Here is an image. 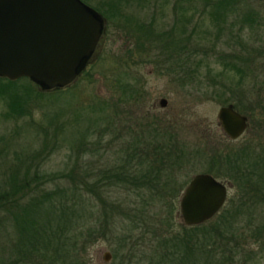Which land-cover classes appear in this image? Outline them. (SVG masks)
Instances as JSON below:
<instances>
[{
  "label": "trees",
  "instance_id": "16d2710c",
  "mask_svg": "<svg viewBox=\"0 0 264 264\" xmlns=\"http://www.w3.org/2000/svg\"><path fill=\"white\" fill-rule=\"evenodd\" d=\"M82 1L99 12L103 31L97 48L78 77L86 73V65L100 50L107 27L115 17L120 26L128 23L133 28L137 47L142 45L144 38L164 51L175 52L181 47L189 51L191 47L190 53L196 54L202 48L196 40L190 41L192 35L197 34L199 27H203V36L210 33L209 26L196 22L188 37H183L182 33L188 29L183 20L191 22L197 11L192 0L173 1L175 19L172 29L164 33H155L151 22L145 24L124 13L122 6L129 4V0H97L93 5L90 0ZM136 1L143 6L157 2ZM202 1L203 12H208L212 26L220 35L227 29V34L242 41L245 22L249 26L259 22L253 18L257 14L255 10L243 7L247 0ZM191 8L192 13L186 16ZM229 18L232 22L226 26ZM235 23L239 26L233 33ZM175 30L179 32L177 36ZM232 55L230 62L224 61L223 54H218L217 58L226 70L239 76L238 98L224 97L221 102L252 118V112L247 115L248 111L238 101H244L247 94L242 89L243 71L237 61L242 57ZM78 77L64 87L44 89L38 88V84L27 77L10 80L0 76V98H4L9 108L5 114L10 112L11 116H17L14 119H21L32 118L33 111L42 112L41 120L36 122L33 132L28 133L30 138L40 137L39 146L5 157L6 165L0 168V264H91L87 249L99 236L107 235L116 236L119 239L117 249L122 247L123 250V241L128 245L126 240L137 230L138 221L140 224L143 220L146 205L157 204L150 199L153 197L163 203L164 209L159 212L154 208L151 216L157 217L152 218L169 228L160 230L158 236L161 239L157 242L160 245L152 250L148 264H237L236 256L244 248L245 238L264 239V153L249 147L248 141L236 152L226 147H212L205 156L200 151L204 148L196 146L193 149L190 146L193 144L179 136L175 122L169 127L154 117L147 123L128 125L112 101L124 104L135 96L137 91L129 89V83L117 80L114 84L118 99L96 95L84 103L76 96L80 86ZM260 103L264 104V101ZM62 143L78 152H87L89 147L92 152L102 144H106L104 149L108 150L113 146L114 159L95 170L81 164L83 156L80 155L73 165L64 169L44 170L42 163ZM1 148L2 152L8 151L6 144ZM197 158L207 160L206 173L218 179L224 176L233 185L232 193L210 220L193 226L184 223L172 226L175 201L187 184L185 169ZM113 188H122L127 195L124 198L114 196ZM129 192L137 195L145 192V196L138 201L131 200ZM257 209L261 215L258 220L253 217ZM118 217L128 220L129 228H123L117 234L110 229V224ZM240 229L246 233H240ZM141 233L156 235L154 229H145ZM128 246V252L122 254L119 264H133L130 261L134 257L133 245ZM118 258V251H114L112 263Z\"/></svg>",
  "mask_w": 264,
  "mask_h": 264
},
{
  "label": "rangeland",
  "instance_id": "374dc122",
  "mask_svg": "<svg viewBox=\"0 0 264 264\" xmlns=\"http://www.w3.org/2000/svg\"><path fill=\"white\" fill-rule=\"evenodd\" d=\"M156 1V3L151 1L148 5L143 6L140 5V2L136 3V0H129V4H124L122 9L132 19L145 24L151 22L155 33L168 32L172 29L175 19L173 12L174 0ZM96 2L97 0H90L92 5ZM191 2L197 11L191 22L188 23L187 20H183L187 23L188 29L182 35L188 37L191 27L196 22H203L207 27L209 26V34L203 36V27H199L196 29L197 34L192 35L190 39L192 42L196 40L202 50H199L196 54L194 52L190 53L191 47H189V51L183 47L181 49L177 48L175 52L173 50L164 51L160 49V46L154 47L144 38L141 40L142 45L137 47L135 37L132 34L133 28L128 23L120 26L117 23V17L113 20L111 17L110 20L112 21L107 27V33L100 50L89 60L86 65V73L77 76L80 86L76 96L84 103L90 102L96 95L102 98L118 99L117 92L114 91L113 87H115L114 84L117 83V80H121L129 83V89L133 88L137 91L135 96H131L132 98H129L124 104H120L116 100L112 101L113 105L118 108L119 116L126 124L147 123L154 117L164 125L168 124L169 127L171 124L174 125L173 122H175V130L179 131V136L186 142L193 144H189L193 149L196 146L204 148L200 151L204 152L205 156L212 151V147H218L217 149L226 147L236 152L248 141L249 147H253L263 154L264 104L260 102L264 101V0H247L248 3L243 6L255 10L257 14L253 18L259 22L252 26L245 22L241 32L242 41L227 34V29L221 35L216 33L208 12L204 13L202 10L204 1L192 0ZM83 3L99 14L88 3L84 1ZM192 9L188 11L186 16H190ZM177 16L179 17V12H177ZM231 20V18L228 19L226 26L232 22ZM238 26V23L234 24L233 33ZM178 33L175 30L176 36ZM164 38H167V36L164 35ZM202 45L205 47H202ZM218 54L224 55L225 62H230L233 59L232 56L234 55L232 54H238L242 57L237 61L243 71L241 72L244 79L242 89L247 94L244 101H238L248 111L247 115L251 112L253 114L251 113L252 118H249L251 121L250 127L238 140L228 138L223 133L217 119L219 108L224 106L221 102L222 99L227 97L229 100H237L236 92L239 91V89H236L239 76L237 77L233 71H228L223 67L222 62L218 61L220 60L217 58ZM208 67H210L209 71ZM37 87L44 88L39 84ZM258 94H261L260 98H258ZM161 98L167 100L165 107L159 105ZM3 99V97L0 98V168L2 169L6 165L5 157L14 155V152H27L39 146L40 137L34 135V138H30L29 134H31V131L33 132L36 122L42 118V112L36 110L33 111L32 118L14 119L17 116H11L10 112L5 114L9 108ZM241 114L245 115L243 112ZM4 144L7 145V152H2L1 147ZM105 147L107 145L102 144L101 147L92 152L90 147L87 152H78L69 148L67 143H62L57 150L50 153L49 157L42 163V168L46 171L64 169L73 165L82 155L83 162L81 164L83 163V165H88L90 169L94 168L96 170L99 165L109 161V159H114L115 148L112 146L108 150V148L104 149ZM78 165L79 163H77ZM207 165V160L203 158H197V161L193 160L192 163L188 164L184 172V179L187 180V184L195 174L206 173ZM219 179L229 183L227 186L231 194L233 185L225 180L224 176ZM112 190L114 196L124 198L127 195L122 188H113ZM183 190H181L175 201L172 226L183 223L179 212V200ZM129 196L131 200L138 201L145 196V192L138 195L129 192ZM150 199H153L157 204L146 205V212L143 215L144 217L142 216L143 220L140 224L138 221L137 230L132 229L135 232L126 240L128 245H133L132 253H134V257L130 260L133 264H148V257L151 256L152 250L160 245V242L157 243L161 239L158 236L160 230L169 228L166 224L152 218L157 217L155 214L151 216L154 208V211L160 210L159 212H161L164 207L161 205L163 203L156 197ZM253 215L248 214V216H253L254 219L258 220L261 216L259 209ZM161 217L158 216V218ZM128 224V220L118 217L115 222L110 224V229L118 234L123 228H129ZM145 229L147 231L148 229H151V231L154 229L156 235L149 236L141 233ZM239 232L244 233L242 229ZM118 242L119 239L116 236H99L87 249L91 264L121 263L122 254L128 252L129 246L123 241L124 249L122 250V247L117 249ZM243 247L237 253V264H264V239L256 241L252 238H245ZM114 251H118L119 258L112 263V253ZM107 253L110 257L105 260V254ZM243 259L246 262L242 261Z\"/></svg>",
  "mask_w": 264,
  "mask_h": 264
},
{
  "label": "water",
  "instance_id": "95a60500",
  "mask_svg": "<svg viewBox=\"0 0 264 264\" xmlns=\"http://www.w3.org/2000/svg\"><path fill=\"white\" fill-rule=\"evenodd\" d=\"M103 19L82 0H0V76L30 78L46 89L72 83L95 51ZM160 105L167 103L161 98ZM217 119L230 139L248 126L246 115L221 106ZM227 198V186L210 173L195 174L179 200L187 226L213 218ZM110 255L105 254V260Z\"/></svg>",
  "mask_w": 264,
  "mask_h": 264
},
{
  "label": "flooded vegetation",
  "instance_id": "af4514ba",
  "mask_svg": "<svg viewBox=\"0 0 264 264\" xmlns=\"http://www.w3.org/2000/svg\"><path fill=\"white\" fill-rule=\"evenodd\" d=\"M166 104H167V103H166ZM159 105H160V104H159ZM160 106H161V105H160ZM165 106H166V105H165ZM165 106H164V107H165ZM161 107H162V106H161ZM246 117H247L248 126H247L245 132L248 130V127H249V124H250V123H249L250 120H249L248 116H246ZM220 127H221V125H220ZM221 129H222V128H221ZM245 132H244V133H245ZM223 133H224V132H223ZM244 133H243V134H244ZM243 134H242V135H243ZM242 135H241L240 137H242ZM240 137H238L237 139H232V140H238ZM228 138H229V137H228ZM217 179H218V178H217ZM219 180H220V179H219ZM222 182H223V181H222ZM223 183H224L226 186H227V184L229 185V183H226V182H223ZM229 194H230V191H229V188H228V186H227V198H228ZM227 198H226V200H227ZM225 202H226V201H225ZM224 204H225V203H224Z\"/></svg>",
  "mask_w": 264,
  "mask_h": 264
}]
</instances>
